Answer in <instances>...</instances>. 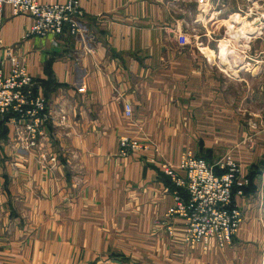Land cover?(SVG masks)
I'll list each match as a JSON object with an SVG mask.
<instances>
[{
  "label": "crops",
  "instance_id": "crops-1",
  "mask_svg": "<svg viewBox=\"0 0 264 264\" xmlns=\"http://www.w3.org/2000/svg\"><path fill=\"white\" fill-rule=\"evenodd\" d=\"M80 3L77 36L29 37L32 17L4 12L5 70L8 56L27 67L47 102V137L29 148L0 117V261L264 264L262 29L248 41L260 60L225 76L214 56L201 55L209 43L178 41L201 24L199 9H177L170 0ZM123 135L149 149L120 156ZM186 151L209 163L231 153L249 180L235 197L243 221L228 246H189L183 220H171L172 234L162 224L175 192L163 166L178 169Z\"/></svg>",
  "mask_w": 264,
  "mask_h": 264
},
{
  "label": "built area",
  "instance_id": "built-area-1",
  "mask_svg": "<svg viewBox=\"0 0 264 264\" xmlns=\"http://www.w3.org/2000/svg\"><path fill=\"white\" fill-rule=\"evenodd\" d=\"M9 7L14 16L27 15L34 20L29 37H61L65 32L77 36L81 32V20L85 15L80 0L65 3L42 4L39 0H0V30L5 9ZM181 45H186L184 35H179ZM3 41L0 34V117L16 126L29 148L40 147L47 137L46 99L35 92V83L24 63L8 56L10 70L6 72L1 58ZM126 116H131L129 105ZM62 116L60 124L65 123ZM149 148L136 138L123 135L119 140L122 157L140 156ZM55 163L56 159L51 158ZM165 174L175 188L174 204L165 214L163 225L173 233L170 222L174 218L184 221V243L189 246L202 245L204 250L214 241L225 247L232 243L239 232L243 215L234 205L236 195L243 196L249 180L242 174V167L231 153L215 163L186 151L178 169L164 165ZM1 201V200H0ZM0 264H4L0 261Z\"/></svg>",
  "mask_w": 264,
  "mask_h": 264
},
{
  "label": "rangeland",
  "instance_id": "rangeland-1",
  "mask_svg": "<svg viewBox=\"0 0 264 264\" xmlns=\"http://www.w3.org/2000/svg\"><path fill=\"white\" fill-rule=\"evenodd\" d=\"M170 1H173L177 9L181 7L190 11L199 9L204 13L200 17L201 24L190 25L189 37L184 36L188 38L189 45L196 47L197 43H209L208 48L204 50L200 47L201 55L214 56L215 65L222 73L221 75H231L240 71L244 73L254 66L257 60H260L257 58L259 49L254 47L256 43L250 48L251 44L248 41L251 37L260 35L261 29L264 36V0ZM204 20L205 24L202 23ZM226 20L229 21L226 22ZM237 77L236 74L234 78L237 79ZM224 81L232 82V88L236 91L240 90L239 82L222 78V84ZM164 228L166 229L165 226Z\"/></svg>",
  "mask_w": 264,
  "mask_h": 264
},
{
  "label": "trees",
  "instance_id": "trees-1",
  "mask_svg": "<svg viewBox=\"0 0 264 264\" xmlns=\"http://www.w3.org/2000/svg\"><path fill=\"white\" fill-rule=\"evenodd\" d=\"M201 158V157H200ZM170 179V178H169ZM173 185V184H172Z\"/></svg>",
  "mask_w": 264,
  "mask_h": 264
}]
</instances>
